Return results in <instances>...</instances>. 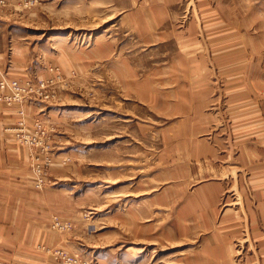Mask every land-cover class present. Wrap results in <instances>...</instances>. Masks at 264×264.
Here are the masks:
<instances>
[{
  "label": "rangeland",
  "instance_id": "1",
  "mask_svg": "<svg viewBox=\"0 0 264 264\" xmlns=\"http://www.w3.org/2000/svg\"><path fill=\"white\" fill-rule=\"evenodd\" d=\"M1 82L37 254L264 264V0H0Z\"/></svg>",
  "mask_w": 264,
  "mask_h": 264
},
{
  "label": "crops",
  "instance_id": "2",
  "mask_svg": "<svg viewBox=\"0 0 264 264\" xmlns=\"http://www.w3.org/2000/svg\"><path fill=\"white\" fill-rule=\"evenodd\" d=\"M6 109L0 101V264H56L54 259L43 257L35 250L39 242L37 219L20 215L17 210L22 207L19 177L27 173V149L20 147L14 136L4 131L14 120L7 116ZM251 173L263 176L264 163L256 166L254 161ZM253 188L261 194L258 206L261 214L254 216V223L264 225V182Z\"/></svg>",
  "mask_w": 264,
  "mask_h": 264
},
{
  "label": "built area",
  "instance_id": "3",
  "mask_svg": "<svg viewBox=\"0 0 264 264\" xmlns=\"http://www.w3.org/2000/svg\"><path fill=\"white\" fill-rule=\"evenodd\" d=\"M11 85H13V86H16L17 85V82L16 81H13L12 83H10ZM1 86H2V88H4L5 87V83L4 82H1V84H0Z\"/></svg>",
  "mask_w": 264,
  "mask_h": 264
}]
</instances>
